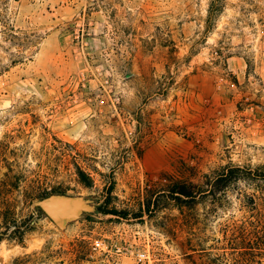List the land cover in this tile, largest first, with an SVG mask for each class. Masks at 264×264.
Listing matches in <instances>:
<instances>
[{
	"label": "rangeland",
	"instance_id": "obj_1",
	"mask_svg": "<svg viewBox=\"0 0 264 264\" xmlns=\"http://www.w3.org/2000/svg\"><path fill=\"white\" fill-rule=\"evenodd\" d=\"M211 1L0 0V264H211L262 205L249 179L207 199L264 171V0Z\"/></svg>",
	"mask_w": 264,
	"mask_h": 264
},
{
	"label": "trees",
	"instance_id": "obj_2",
	"mask_svg": "<svg viewBox=\"0 0 264 264\" xmlns=\"http://www.w3.org/2000/svg\"><path fill=\"white\" fill-rule=\"evenodd\" d=\"M221 8L218 0H212L207 11V23L215 12ZM245 171V169L226 165L220 169L214 176H207V199L215 200L220 192L234 181L255 180L264 184V171L256 169L253 171ZM86 177L81 175L82 182H86ZM88 180V178H87ZM194 185L184 181H177L171 184V188L166 190L177 203H189L196 200L197 189ZM262 205L253 208V214L240 223H232L225 225L223 230V238L214 240L221 247L216 248L221 251L216 254L211 264H264V190L258 196ZM256 198H250L253 206ZM194 205V204H193ZM150 205L146 206L145 212L149 214ZM192 207V206H190ZM142 213V212H141ZM105 214L127 218V213H122L116 209H110ZM122 214V215H121ZM21 238V237H20ZM1 240V239H0Z\"/></svg>",
	"mask_w": 264,
	"mask_h": 264
},
{
	"label": "water",
	"instance_id": "obj_3",
	"mask_svg": "<svg viewBox=\"0 0 264 264\" xmlns=\"http://www.w3.org/2000/svg\"><path fill=\"white\" fill-rule=\"evenodd\" d=\"M78 204V200L68 197H50L38 203L43 213L56 224L73 217Z\"/></svg>",
	"mask_w": 264,
	"mask_h": 264
}]
</instances>
